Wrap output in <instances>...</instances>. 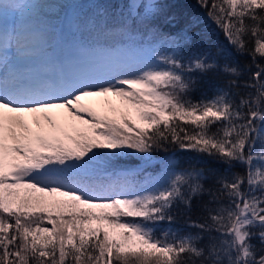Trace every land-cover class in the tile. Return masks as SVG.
<instances>
[{"label":"snow or ice","instance_id":"1","mask_svg":"<svg viewBox=\"0 0 264 264\" xmlns=\"http://www.w3.org/2000/svg\"><path fill=\"white\" fill-rule=\"evenodd\" d=\"M94 4L62 60V26H0V264H264V0H197L244 65L189 53L201 21L165 33L161 0Z\"/></svg>","mask_w":264,"mask_h":264},{"label":"trees","instance_id":"2","mask_svg":"<svg viewBox=\"0 0 264 264\" xmlns=\"http://www.w3.org/2000/svg\"><path fill=\"white\" fill-rule=\"evenodd\" d=\"M94 2L107 5L117 12L126 11L125 6L128 4L127 0H28L26 5L27 15L21 17V20L25 22V27L29 30L39 27L40 22H46L54 30L60 31V28L56 26H61L59 22H61L64 14L71 12L76 6L81 8V12H87L96 6ZM161 3L164 5L163 11L154 22L165 33L175 34L181 32L192 19L201 21L198 27L193 29L199 35L192 36L191 43L186 46L189 53H210L212 56L220 58L221 62L227 60L228 62H239L241 65L251 63V56L236 53L228 45L223 33L219 32L214 24H210L205 19V10L200 8L197 0H161ZM37 8L41 12L39 17L34 15ZM67 39H70L67 32L62 31L60 39L55 44L64 47L63 41ZM219 82L220 78L214 74L203 77L199 89L193 92V96L199 98L205 93L211 95ZM97 110H101V108ZM161 157L162 154H156L153 161L148 163L133 153L119 157L117 167L122 170L136 168L155 173L159 170L158 164ZM175 159L183 166L188 160L192 159V154L178 152ZM183 223V220L177 221L178 226H182Z\"/></svg>","mask_w":264,"mask_h":264},{"label":"rangeland","instance_id":"3","mask_svg":"<svg viewBox=\"0 0 264 264\" xmlns=\"http://www.w3.org/2000/svg\"><path fill=\"white\" fill-rule=\"evenodd\" d=\"M27 2H28V0H27ZM26 5L23 4V5L15 6L16 8H14L9 13L8 16H13V17H16L17 18L16 25H23V26H25V22L23 20L18 21V17H23V16L27 15ZM80 11H81V8L73 9V12L74 13L80 12ZM71 17L72 16L69 17L68 22L71 19ZM100 99H103V98H95V99H93V98H86L85 101H84V103L86 105L90 106V107H93V108H96V109H100V104L98 103V100H100ZM113 99H116V98H113ZM29 123H32L31 119L29 120ZM32 126L35 128L34 123L32 124Z\"/></svg>","mask_w":264,"mask_h":264}]
</instances>
